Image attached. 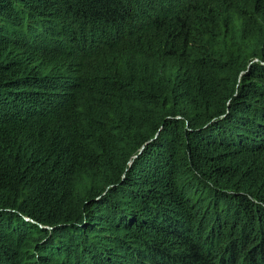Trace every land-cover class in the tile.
Returning a JSON list of instances; mask_svg holds the SVG:
<instances>
[{
	"label": "trees",
	"instance_id": "1",
	"mask_svg": "<svg viewBox=\"0 0 264 264\" xmlns=\"http://www.w3.org/2000/svg\"><path fill=\"white\" fill-rule=\"evenodd\" d=\"M0 264H264V0H0Z\"/></svg>",
	"mask_w": 264,
	"mask_h": 264
}]
</instances>
